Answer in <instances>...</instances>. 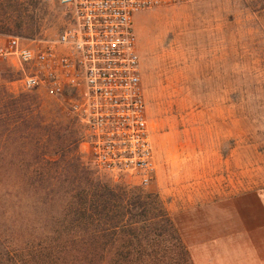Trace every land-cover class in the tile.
<instances>
[{
    "label": "rangeland",
    "instance_id": "1",
    "mask_svg": "<svg viewBox=\"0 0 264 264\" xmlns=\"http://www.w3.org/2000/svg\"><path fill=\"white\" fill-rule=\"evenodd\" d=\"M254 1L189 0L136 14L149 124L164 154L146 186L135 177L96 170L83 151V127L65 104L44 92L22 90L16 83L22 72L0 59V84L8 93L37 96L23 104L34 109L24 116L40 112L41 126L63 135L52 142L41 129L35 140L27 134L14 139L0 123V264H139L175 258L168 252L175 241L167 232L140 234L128 245L121 230L112 244L92 239L103 235L92 228L105 221L96 210H84L86 193L96 190L132 194L142 189L159 194L167 209L182 188L245 187L264 199V11ZM5 2L13 4L6 8L8 34L29 36L13 25L17 3L25 17L37 19L36 35L56 36L64 23L60 0ZM59 146L70 162L62 160ZM13 152L18 165L12 169ZM120 216L121 223L128 219ZM262 235L256 244L235 243L226 255L210 257L212 264H264Z\"/></svg>",
    "mask_w": 264,
    "mask_h": 264
},
{
    "label": "built area",
    "instance_id": "2",
    "mask_svg": "<svg viewBox=\"0 0 264 264\" xmlns=\"http://www.w3.org/2000/svg\"><path fill=\"white\" fill-rule=\"evenodd\" d=\"M189 0H60L56 36L0 33V59L22 90L65 104L83 127V151L100 172L156 177L135 16Z\"/></svg>",
    "mask_w": 264,
    "mask_h": 264
},
{
    "label": "trees",
    "instance_id": "3",
    "mask_svg": "<svg viewBox=\"0 0 264 264\" xmlns=\"http://www.w3.org/2000/svg\"><path fill=\"white\" fill-rule=\"evenodd\" d=\"M254 2L258 6L259 10L264 11V0H256ZM11 4L12 3L10 2L6 3L5 0H0V15L4 16L2 20H0V33H7L5 31L7 29H10V25H8L7 21L8 19H6L5 15L7 14V6L13 7V4ZM16 8L17 14L21 16V19H19V16H17V20L14 19L15 21H13V25L15 27H18L19 29H22L23 27L27 35L35 36L40 28L37 19L33 16L25 17L23 15L24 12L22 13V10L24 8L20 4L18 5L17 3ZM36 97L33 93H23L18 95L10 94L3 87V85L0 84V123H2L4 130L3 132H6L10 137H13L14 139L22 137V134H27L28 138L35 140L40 136V133L38 131L43 129L49 133L48 136L52 137V142L54 138H61L63 136L59 135V129L41 126V121H37V119L41 116L40 112L38 113L37 117L24 116L26 110L30 108H24L23 104L28 101L35 100ZM29 112L33 113L34 109H30ZM44 148L46 150L44 152H48L47 147ZM57 150L61 152L60 155H62V160L66 159L68 162H70V160L67 159L68 154L64 149V146H59ZM2 155L3 156H1L0 154V160H3L4 158L3 153ZM10 160V168L13 169L15 167L14 165H18L15 162L16 154L14 152L11 154ZM71 164L76 163L71 162ZM85 202L86 203L84 210H86L87 212H89L90 210L91 212L93 210H96L100 213V217L102 218V220H105L98 225L96 224V227L92 228L95 233L101 232L103 235L93 236L92 239L100 238L102 240H105L106 243L112 244V242L117 240V238L114 237L117 233V230H121V232L125 233L127 237H129L126 239L128 245L131 243V238L134 236L140 234H152L158 237H162L163 234L167 232V234L173 237L175 241L170 245V251H168L171 255L175 256V258H172L171 261L139 264H194L191 253L188 247L182 241L178 230L176 229L174 222L169 215L165 203L159 194L145 192L142 189H139L138 192H134L132 194H128L126 192L115 193L113 191H110V194H108L103 191L96 190L91 193H86ZM120 215L128 216V219L123 220L121 223L119 221L121 217ZM102 220H100V222ZM139 240L142 241L141 239ZM124 248L126 249L127 247ZM128 252L129 251L123 252V254L128 255ZM155 252L158 253L159 251ZM108 264L133 263H130V261H122L112 262Z\"/></svg>",
    "mask_w": 264,
    "mask_h": 264
},
{
    "label": "crops",
    "instance_id": "4",
    "mask_svg": "<svg viewBox=\"0 0 264 264\" xmlns=\"http://www.w3.org/2000/svg\"><path fill=\"white\" fill-rule=\"evenodd\" d=\"M153 143L156 165L161 164L164 154L155 145L154 137ZM243 189L187 192L182 188L174 192L167 210L182 241L191 249L194 264H212L215 261L210 257L226 255V249L235 243L256 244L263 240L264 199Z\"/></svg>",
    "mask_w": 264,
    "mask_h": 264
}]
</instances>
